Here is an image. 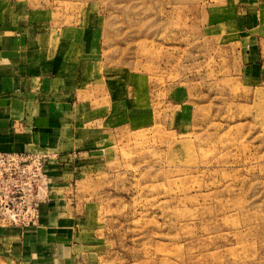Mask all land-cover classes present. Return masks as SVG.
I'll return each mask as SVG.
<instances>
[{"label":"rangeland","instance_id":"374dc122","mask_svg":"<svg viewBox=\"0 0 264 264\" xmlns=\"http://www.w3.org/2000/svg\"><path fill=\"white\" fill-rule=\"evenodd\" d=\"M3 8L70 38L90 78L55 222L0 264H264V0Z\"/></svg>","mask_w":264,"mask_h":264},{"label":"crops","instance_id":"0c3cea01","mask_svg":"<svg viewBox=\"0 0 264 264\" xmlns=\"http://www.w3.org/2000/svg\"><path fill=\"white\" fill-rule=\"evenodd\" d=\"M237 2L249 7L255 0ZM30 23L6 8L0 10V151L57 157L48 166L50 189L54 190L58 181L54 182L55 175L49 169L57 173L58 157L75 152L81 132L86 131L77 95L90 78L81 77L90 65L87 69L71 55L70 35L66 36L69 40H61L52 29H36L40 23ZM53 203L48 198L41 204L37 228H0V251L15 249L25 239L42 237L44 223L55 216L54 206L51 214L47 212Z\"/></svg>","mask_w":264,"mask_h":264},{"label":"built area","instance_id":"2783aa9c","mask_svg":"<svg viewBox=\"0 0 264 264\" xmlns=\"http://www.w3.org/2000/svg\"><path fill=\"white\" fill-rule=\"evenodd\" d=\"M47 153L0 151V228L21 231L38 226L40 206L51 187Z\"/></svg>","mask_w":264,"mask_h":264}]
</instances>
